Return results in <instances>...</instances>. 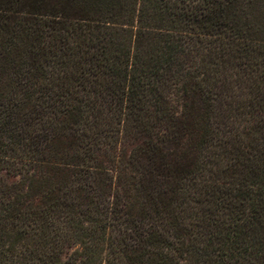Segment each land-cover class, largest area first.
<instances>
[{
	"label": "trees",
	"instance_id": "16d2710c",
	"mask_svg": "<svg viewBox=\"0 0 264 264\" xmlns=\"http://www.w3.org/2000/svg\"><path fill=\"white\" fill-rule=\"evenodd\" d=\"M257 3L0 0V264H264Z\"/></svg>",
	"mask_w": 264,
	"mask_h": 264
},
{
	"label": "rangeland",
	"instance_id": "374dc122",
	"mask_svg": "<svg viewBox=\"0 0 264 264\" xmlns=\"http://www.w3.org/2000/svg\"><path fill=\"white\" fill-rule=\"evenodd\" d=\"M257 5H259V9L256 10V6H255V9H254V19L252 22L254 23H257V22H262V19L264 17L263 13L264 12V4H259L257 3ZM261 34V33H260ZM260 36H263V35H260Z\"/></svg>",
	"mask_w": 264,
	"mask_h": 264
}]
</instances>
